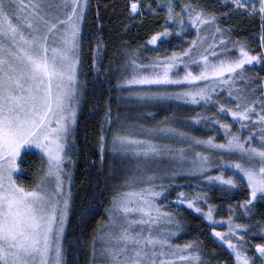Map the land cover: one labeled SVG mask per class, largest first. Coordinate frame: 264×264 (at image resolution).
I'll return each mask as SVG.
<instances>
[{
  "label": "snow or ice",
  "instance_id": "obj_1",
  "mask_svg": "<svg viewBox=\"0 0 264 264\" xmlns=\"http://www.w3.org/2000/svg\"><path fill=\"white\" fill-rule=\"evenodd\" d=\"M217 2L221 11L199 0H184L177 11L174 0H125L122 30L162 9V31L136 47L121 45L118 59L105 67L107 44L98 6L84 49L91 0H0V264H66L72 170L81 152L75 131L87 87L80 74L89 59L96 79L102 73L114 78L118 103L140 106L135 114L126 107L115 115L110 101L95 108L103 112L96 141L101 169L110 155L108 175L119 174L121 183L105 207V222L90 239L89 264H222L205 255L198 241L173 242L182 217L161 201L167 202L178 176L203 181L205 187L191 195L178 191L177 208L186 205L202 214L234 264H264V242L250 251L251 237L264 239V223H252L257 204L264 202V75L252 74L257 65L264 71V0ZM231 13L259 18L258 50L222 27L219 16ZM190 30L195 35L181 50L145 54L172 32ZM153 100L211 106V116L197 114L186 122L218 126L223 139L201 138L172 121L152 125L148 121L154 114L144 105ZM222 116L238 127L233 130ZM34 154L39 170L26 186L18 182L21 164ZM83 155L86 167H92L87 144ZM241 181H246V198L216 220L205 188L229 193ZM93 211L83 207L81 219ZM237 211L249 223L238 222Z\"/></svg>",
  "mask_w": 264,
  "mask_h": 264
},
{
  "label": "trees",
  "instance_id": "obj_2",
  "mask_svg": "<svg viewBox=\"0 0 264 264\" xmlns=\"http://www.w3.org/2000/svg\"><path fill=\"white\" fill-rule=\"evenodd\" d=\"M147 2L155 4L157 0H145V3ZM174 2L178 5L177 11H179L180 7L184 3V0H174ZM199 2L209 6L210 8H214L216 11H221L219 5L211 0H199ZM91 5L87 20L83 26L85 38L84 49L87 51V40L93 35V27L95 24L98 6L99 14L103 21L102 35L105 43L107 44V52L105 53L103 60L105 67L108 66L110 61L118 59V52L121 45L136 47L137 45L143 44L148 35L152 32L162 31L161 26L164 24L165 19L162 9H158L159 15L147 14L142 18V24L137 21L135 25L131 26L127 31H124L121 28V23L126 16L124 7L125 0H91ZM224 11H226V9H224ZM219 20L221 21L222 27L231 29L233 39L247 42L253 50H258L261 24L258 17L249 18L247 16H241L238 13H231L227 16H219ZM194 35V30L180 33L179 35L176 32H172L167 39L168 43L171 44V47L174 43H178L184 48L191 42ZM92 46L95 47V45ZM146 51L147 50H145V52ZM257 73L264 75V71H261L259 65L252 70L253 75H256ZM80 79L81 81L86 79L87 87L84 90L85 95L82 98L79 107L78 124L75 131V141L80 147L81 152L76 161V165L72 170L73 182L71 190L73 201L68 233V244L65 251L66 264H89L90 239L94 235L95 230L104 223L106 219L105 207L108 206L110 197L113 194V192H111V185L107 176L108 171L106 166L108 159H106L103 169H101L96 144L100 132V120L103 116V112L95 111V108L97 104L100 108H103L109 101L111 102L114 115L118 111L122 112L126 108L124 107L125 104L118 103L117 101L118 93L116 89L112 87V84L115 82L114 78L102 73L99 80L96 79V74L92 73L90 70V59L83 67ZM101 81H103V83H101ZM109 89H111V93L109 92ZM101 93L103 94L102 98ZM144 111H151L154 114V119L150 117L148 121L152 125L160 126L163 123L172 121L174 126L189 131L201 138H207V136L212 135L218 141L223 139L222 129H218V126L212 128L204 125L203 123L193 124L186 122L188 117L196 116L197 114L211 116L214 111L211 106L191 107L175 102L164 105L152 103L147 104V106L144 107ZM221 118L229 123H233V130L238 127V125L232 121L231 117L222 116ZM85 144H87L89 160L95 161V164L92 167H86L85 165V158L83 155ZM106 157L108 156L106 155ZM187 183L193 188H204L202 183L197 184L194 179L178 180L173 188L186 186ZM205 190L207 191L208 203L212 205L219 204L222 199L230 196L233 197L234 203L238 204L246 198L247 193L246 187H244V184L241 182L235 189L236 191L233 190L235 191L234 193L232 191V193L221 192L219 187L205 188ZM237 194L240 195L241 198H238ZM201 204L206 206L202 202ZM86 206H90L94 211L91 215L84 216L83 219H81L80 210ZM228 215L229 212H227L224 216H218L219 218H226ZM180 217H182V230L179 232L180 237L176 240L179 241L181 238H185L188 241H198L205 255H214L219 258L222 264H233L232 257L221 247L219 243L212 239L211 236H199L198 232L200 231V226H203V228L206 226L204 218L191 211H187L185 216L181 214ZM235 218L238 222L249 223V220L242 216L239 211L236 212ZM252 223L254 225L257 223H264V202L257 204L255 209V219ZM250 242L253 244L260 243L264 242V239H262L259 235H256L251 237Z\"/></svg>",
  "mask_w": 264,
  "mask_h": 264
},
{
  "label": "rangeland",
  "instance_id": "obj_3",
  "mask_svg": "<svg viewBox=\"0 0 264 264\" xmlns=\"http://www.w3.org/2000/svg\"><path fill=\"white\" fill-rule=\"evenodd\" d=\"M211 1L216 3V4H218L217 0H211ZM167 38L164 40L163 43H160V44H158L156 46H149V48H152L154 50L153 51H146L145 54L147 56H153V55L165 56V55L171 54L172 51H179V50H181L183 48V46L181 44H178V43H174V45H172V47H171V44L168 43V39ZM122 99H123V97H122ZM172 102H175V103H178V104H181V105L191 106V107H196L197 106V105L185 104L182 101H176V100H153V101L148 102L147 104L156 103V104L164 105V104H169V103H172ZM147 104H145L144 107H146ZM127 106L124 105V107L130 108L132 110L133 114H135L139 110V107H140L139 105H136V104H130V105H127ZM134 109H137V110H134ZM221 131L223 133V130H221ZM33 151L35 152V150H33ZM107 156L108 157L105 156V162H106V159H108V163H107L106 168H107V171L109 172L110 163H111L113 158L110 155H107ZM21 168H22V174L18 177V182H22L24 185L30 186L34 182L35 174H37L38 170H39L38 156L34 154L31 158L25 157L23 159V161H22ZM215 171L216 170L214 169L213 170V174H215ZM117 172H119V169H117ZM227 174H231V172L226 173V175ZM107 176H108V179H109V183L111 185V187H110L111 192H113L114 187L118 186L121 183V176L119 174H117L116 176H110V175L107 174ZM181 179H188L189 180V179H193V178L187 177V176H178V177H176L173 180V182H172L171 189H170V192H169V195H168V198H167V202L166 201H161L162 204L166 203L167 206L171 210H173L174 212H177L179 217L181 216V214H183V216H185L187 211H191V212H194V213H196V212L194 210H192V209H188L186 205L179 206V208H177V202H176L177 192L182 190V191L188 193L189 195H191L194 191H199L201 188H203V187H194L193 188L188 183L186 184V186H180L178 188H173L176 185L175 183L178 180H181ZM189 183H192V182H189ZM196 183L197 184L202 183L204 185V187H205V182H203V181H199L198 182L196 180ZM241 183H243L245 185L246 181H241ZM165 184L167 186V181L165 182ZM215 188H217V187H215ZM174 189H176V190H174ZM233 190H235V189H233ZM233 190H232V192L234 193L236 190L235 191H233ZM232 192H229V193H232ZM237 197L241 198L240 195H238V194H237ZM229 205H232V206L237 205V203H234V200H233L232 196L222 199V201L219 204L213 205L214 206V208H213V216H214V218L216 220H218V221L221 220L222 217L219 218L218 215H220V216L226 215L227 212H229ZM201 207L204 208V211H207V206H203L201 204ZM196 214L203 218L202 214H199V213H196ZM70 216H71V213H70ZM70 216H69V223L66 226L65 237H64V248H65V251L67 249V244H68V233H69V225H70ZM204 221L206 223V226L204 228H203V226H200L201 228H199L200 231L198 232L199 236L201 235V236L204 237L205 235H209V236L212 237V239H214L217 243L220 244V242L211 235V228L209 226V222L206 221L205 219H204ZM217 227H218V230L223 231L226 228V224L225 225H217ZM179 237H180V233H178L176 236L172 237L173 242L182 244L183 242L185 243V242L188 241L185 238H183V239L181 238L179 241L176 240ZM251 244L253 245V248L250 249V251H254V244L253 243H251ZM221 247L223 249H225L226 252L230 255V250L227 249L226 245H221ZM232 261H233V264H234V257H232Z\"/></svg>",
  "mask_w": 264,
  "mask_h": 264
}]
</instances>
